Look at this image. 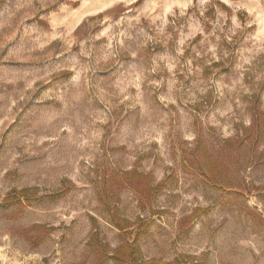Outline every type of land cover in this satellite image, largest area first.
I'll use <instances>...</instances> for the list:
<instances>
[{"label": "rangeland", "instance_id": "rangeland-1", "mask_svg": "<svg viewBox=\"0 0 264 264\" xmlns=\"http://www.w3.org/2000/svg\"><path fill=\"white\" fill-rule=\"evenodd\" d=\"M135 1L0 0V264H264V0Z\"/></svg>", "mask_w": 264, "mask_h": 264}, {"label": "trees", "instance_id": "trees-1", "mask_svg": "<svg viewBox=\"0 0 264 264\" xmlns=\"http://www.w3.org/2000/svg\"><path fill=\"white\" fill-rule=\"evenodd\" d=\"M142 0H136L135 2L132 3V5H137L138 3H140ZM220 2V1H219ZM224 4V3H223ZM211 10H213V8H211ZM264 133V125L261 126L260 124L256 127V134L255 137H260L262 136V134ZM250 136V135H248Z\"/></svg>", "mask_w": 264, "mask_h": 264}, {"label": "crops", "instance_id": "crops-1", "mask_svg": "<svg viewBox=\"0 0 264 264\" xmlns=\"http://www.w3.org/2000/svg\"><path fill=\"white\" fill-rule=\"evenodd\" d=\"M95 0H92V1H89L88 0V3H87V5L89 4V3H91V5H93V6H91V7H87V9L89 10V11H92V10H94L95 9V6H94V4H92V2H94ZM114 1V0H113ZM112 3L110 2L109 4H108V6H110ZM107 6V7H108ZM104 8H106V7H104ZM97 9H98V7H97ZM96 10V9H95Z\"/></svg>", "mask_w": 264, "mask_h": 264}, {"label": "bare ground", "instance_id": "bare-ground-1", "mask_svg": "<svg viewBox=\"0 0 264 264\" xmlns=\"http://www.w3.org/2000/svg\"><path fill=\"white\" fill-rule=\"evenodd\" d=\"M261 28L264 30V25H263ZM262 29H261L260 31H262V32H263V30H262Z\"/></svg>", "mask_w": 264, "mask_h": 264}]
</instances>
